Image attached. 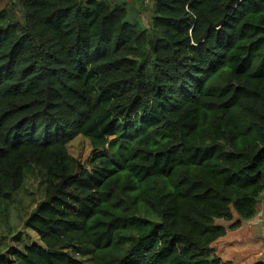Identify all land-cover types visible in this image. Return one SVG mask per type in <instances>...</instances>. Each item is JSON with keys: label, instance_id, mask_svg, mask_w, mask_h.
Returning a JSON list of instances; mask_svg holds the SVG:
<instances>
[{"label": "trees", "instance_id": "1", "mask_svg": "<svg viewBox=\"0 0 264 264\" xmlns=\"http://www.w3.org/2000/svg\"><path fill=\"white\" fill-rule=\"evenodd\" d=\"M1 3L0 207L44 198L0 264H221L264 195V0Z\"/></svg>", "mask_w": 264, "mask_h": 264}, {"label": "rangeland", "instance_id": "2", "mask_svg": "<svg viewBox=\"0 0 264 264\" xmlns=\"http://www.w3.org/2000/svg\"><path fill=\"white\" fill-rule=\"evenodd\" d=\"M4 4H0V9ZM142 22L147 26L148 17L142 16ZM69 154L78 159L82 164H86L91 154V147L86 139L82 136L77 137L68 147ZM44 198L41 178L28 179L24 189L13 197L12 201L0 207V240H3V251L10 247L21 249V239L25 235L30 236V240L38 242L37 236L29 230H25L23 222L28 214L34 209L36 204ZM225 224L223 220H216L215 225ZM20 235L19 243H15L14 238Z\"/></svg>", "mask_w": 264, "mask_h": 264}, {"label": "crops", "instance_id": "3", "mask_svg": "<svg viewBox=\"0 0 264 264\" xmlns=\"http://www.w3.org/2000/svg\"><path fill=\"white\" fill-rule=\"evenodd\" d=\"M231 224H219L225 234L212 244L211 255L221 264H264V195L253 218L242 221L237 229H230Z\"/></svg>", "mask_w": 264, "mask_h": 264}, {"label": "built area", "instance_id": "4", "mask_svg": "<svg viewBox=\"0 0 264 264\" xmlns=\"http://www.w3.org/2000/svg\"><path fill=\"white\" fill-rule=\"evenodd\" d=\"M152 2L155 1V0H151Z\"/></svg>", "mask_w": 264, "mask_h": 264}]
</instances>
